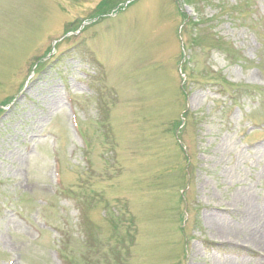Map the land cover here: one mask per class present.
I'll use <instances>...</instances> for the list:
<instances>
[{"label": "rangeland", "instance_id": "rangeland-1", "mask_svg": "<svg viewBox=\"0 0 264 264\" xmlns=\"http://www.w3.org/2000/svg\"><path fill=\"white\" fill-rule=\"evenodd\" d=\"M102 1L0 0V264H264V0Z\"/></svg>", "mask_w": 264, "mask_h": 264}, {"label": "trees", "instance_id": "trees-1", "mask_svg": "<svg viewBox=\"0 0 264 264\" xmlns=\"http://www.w3.org/2000/svg\"><path fill=\"white\" fill-rule=\"evenodd\" d=\"M185 4L187 3V4H190V0H182ZM107 2V0H103L102 2H101V4L99 5V7L100 6H103V4H105ZM179 14L185 19L186 17H185V15L183 14V13H181V12H179ZM215 18L214 17H212L210 20H208V21H212V20H214ZM200 20H196L195 22H192V24H194V25H196L198 22H199ZM11 103V99L8 101V103L6 104V105H8V104H10Z\"/></svg>", "mask_w": 264, "mask_h": 264}, {"label": "bare ground", "instance_id": "bare-ground-1", "mask_svg": "<svg viewBox=\"0 0 264 264\" xmlns=\"http://www.w3.org/2000/svg\"><path fill=\"white\" fill-rule=\"evenodd\" d=\"M249 211V210H248ZM249 217H251V216H249ZM222 235H225V233H222Z\"/></svg>", "mask_w": 264, "mask_h": 264}]
</instances>
